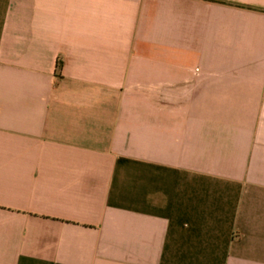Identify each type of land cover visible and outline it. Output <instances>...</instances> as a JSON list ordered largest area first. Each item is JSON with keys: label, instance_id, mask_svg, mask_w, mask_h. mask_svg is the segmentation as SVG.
Here are the masks:
<instances>
[{"label": "crops", "instance_id": "crops-1", "mask_svg": "<svg viewBox=\"0 0 264 264\" xmlns=\"http://www.w3.org/2000/svg\"><path fill=\"white\" fill-rule=\"evenodd\" d=\"M0 264H264V0H0Z\"/></svg>", "mask_w": 264, "mask_h": 264}]
</instances>
